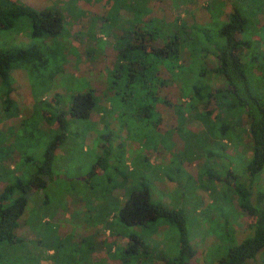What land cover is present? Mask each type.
Instances as JSON below:
<instances>
[{
  "label": "rangeland",
  "instance_id": "rangeland-1",
  "mask_svg": "<svg viewBox=\"0 0 264 264\" xmlns=\"http://www.w3.org/2000/svg\"><path fill=\"white\" fill-rule=\"evenodd\" d=\"M18 1L36 10L49 8L58 12L64 27L58 42L50 49L47 47L46 63L39 64L37 70L17 66L11 71L13 102L7 111L3 108L0 92V155L9 149L12 151L10 169L13 170L7 173L0 167V192L13 176H21L32 169L31 163L13 169L20 160L19 152L31 154L36 162L40 161L51 136L60 132L51 119L56 118L53 116L55 109H48L55 108L49 104L54 105L56 95L63 96L67 103L72 94L90 90V84L83 80L89 79L96 92L97 109L88 120L69 123L67 137L55 156L57 177L44 192L48 204L43 206V196L34 198L29 204L16 230L23 241L17 246H2L4 263L121 264L119 251L128 245L130 236L139 238L142 247L151 252L146 262L136 257L127 264H165L160 257L173 260L179 247V233L173 224L161 220L141 229L126 228L118 222L125 188L140 183L150 184L153 201L182 211L194 252L186 264H215L229 248L248 238L251 235L249 216L240 208L228 181L225 182L230 181V174L234 177L232 181L242 179V171L251 154L248 136L243 135L241 145L236 148L231 141L222 140L219 129L209 132L194 118L187 116L180 124L172 106H158L160 129L156 126V114L139 118L129 107H124L118 120L121 126H117L111 119L114 115L103 112L107 97L100 82L116 60V42L128 24L133 22L141 27L138 16L121 8L117 0ZM191 1L192 16L185 17L191 24L208 22L210 15L205 7L213 2L226 1V13L231 5V0ZM148 6L152 17L175 18L170 0L149 2ZM248 12L252 15L251 10ZM258 19L263 25L264 8ZM29 29L26 20L19 21L15 29L0 33L3 38L0 44L4 41L7 46L26 47V41L19 46L15 43L17 38L25 37ZM33 42L45 48L42 42ZM259 49L264 53L263 43L259 44ZM202 56L200 53L199 57ZM211 60L213 58L208 59V65L213 67ZM182 62L188 66V53ZM260 69L255 66L254 74H264V66ZM209 79L216 88L224 85L218 76L210 75ZM167 96L175 102L180 97L176 87H172ZM35 106L40 110L36 114L43 113L44 117L40 133L32 130L35 143L30 145L27 137L21 136V123L33 115ZM61 107L65 108L64 101ZM212 108L213 105L208 110ZM237 116L243 124L248 123L244 111H239ZM30 122L24 130L26 135L34 123ZM104 125H109V129L102 132L99 129ZM102 133L109 135L114 145L112 168L103 175L98 173L91 177L101 155L94 140L97 141ZM1 159L4 158L0 156ZM114 184L119 188L110 193ZM254 189L264 193V169ZM249 264H264V251Z\"/></svg>",
  "mask_w": 264,
  "mask_h": 264
},
{
  "label": "trees",
  "instance_id": "trees-1",
  "mask_svg": "<svg viewBox=\"0 0 264 264\" xmlns=\"http://www.w3.org/2000/svg\"><path fill=\"white\" fill-rule=\"evenodd\" d=\"M160 1L163 0H117L121 8L138 16L141 27L130 22L116 42V60L100 82L107 97L103 112L114 115L111 119L117 126H121L118 120L124 107H129L139 118L156 114V126L160 129L158 106H172L180 124L187 116L194 118L209 132L219 129L222 140L231 141L236 148L241 145L243 135L249 137L251 154L242 171V179L232 181L234 177L230 174V181L227 179L225 182L228 181L240 208L249 216L251 235L229 248L227 254L215 263L249 264L264 251V193L254 189L256 179L264 169V74H254L255 66L258 69L264 66V53L259 49V44H264V24L260 25L258 19L263 13L264 0H231L227 13L226 1L213 2L205 7L210 15L205 24H191L185 20L186 16H192L191 0H170L175 12L173 20L152 17L149 2ZM215 7L219 9L215 10ZM22 20H26L30 28L26 34L28 38H17L15 44L19 46L26 41L27 46H7L4 41L0 44V92L5 111L13 102L10 96L13 85L11 71L17 66L37 70L46 63L45 53L58 42L64 27L58 12L49 8L36 10L18 0H0V33L15 29ZM33 41L42 42L45 48ZM185 53L189 55L187 67L182 62ZM200 53L202 58L199 57ZM211 58L213 67L208 65ZM210 75L220 77L224 85L214 87ZM83 80L90 84L89 91L72 94L67 103L63 96L56 95L54 105L49 104L55 106L48 109H55L53 116L56 118L51 119L60 132L51 136L42 159L36 162L31 154L18 151L20 160L13 169L30 163L32 169L21 176H13V180L0 192V264H5L2 246H17L23 241L16 230L29 204L38 196H43V206L48 204L44 192L57 177L54 171L55 156L67 137L69 123L88 120L97 109L96 92L91 80ZM172 87H176L180 95L176 102L167 98ZM63 101L65 108L61 107ZM211 105L213 108L208 110ZM239 111L246 113L247 124H243L237 116ZM36 113H40L38 106L34 107L33 115L21 123V136H26L30 145L35 143L32 130L40 133L44 117L43 113ZM28 121L34 123L29 125L31 132L27 131L26 135L24 130ZM108 126L104 125L99 130L104 132L109 129ZM110 141L106 133L94 140L95 147H100L101 155L94 164L91 177L98 173L103 175L112 168L114 145ZM9 150L0 155L4 158L0 160V167L7 173L13 171L10 169L12 151ZM118 188L114 184L110 193ZM124 196L117 215L121 226L146 229L161 220L167 221L179 233V247L173 260L160 258L165 264H186L193 258L194 252L181 210L170 209L153 201L148 183L132 184L130 188H125ZM141 243L139 238L130 236L128 245L119 251L121 264H127L136 257L147 261L145 258L151 250L143 248Z\"/></svg>",
  "mask_w": 264,
  "mask_h": 264
}]
</instances>
